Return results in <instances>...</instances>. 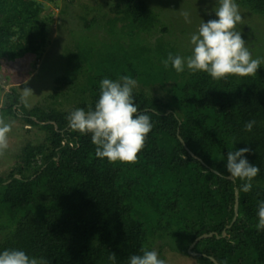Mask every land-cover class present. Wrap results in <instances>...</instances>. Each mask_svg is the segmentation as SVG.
I'll use <instances>...</instances> for the list:
<instances>
[{
    "label": "trees",
    "instance_id": "obj_1",
    "mask_svg": "<svg viewBox=\"0 0 264 264\" xmlns=\"http://www.w3.org/2000/svg\"><path fill=\"white\" fill-rule=\"evenodd\" d=\"M235 1L264 15V0ZM46 6L0 0V61L43 52L54 22ZM115 11L134 31L149 32L156 21L148 0H120ZM106 71H98L85 98L68 109L27 110L15 95L5 103L11 117L19 106L22 122L38 129L40 140L28 139L11 170L0 174V251L23 250L46 264H129L153 242L188 255L195 238L225 231L195 244L198 264H214L209 257L218 264H264V230L256 228L264 201V65L255 76L223 80L187 71L174 77L178 94L164 102L130 76L137 82L134 103L149 112L153 127L135 163L111 164L95 156L90 134L72 130L67 120L77 108H94L102 79L118 80ZM249 121H255L250 132ZM244 147L248 162L260 168L249 192L225 170L227 152Z\"/></svg>",
    "mask_w": 264,
    "mask_h": 264
},
{
    "label": "rangeland",
    "instance_id": "obj_2",
    "mask_svg": "<svg viewBox=\"0 0 264 264\" xmlns=\"http://www.w3.org/2000/svg\"><path fill=\"white\" fill-rule=\"evenodd\" d=\"M39 1L48 6L45 13L47 15L49 10L54 19L51 26L48 25L49 38L43 52L0 61V119L11 125L8 148L0 155L2 176L14 166L16 156L28 139L32 144L40 140L38 129L28 130L30 126L22 122L21 105L27 110L35 105L68 109L85 98L91 78L103 69L117 79L133 75L144 86L145 94L157 97L159 92L157 98L161 97L163 102L172 100L170 97L177 96L179 86L174 77L185 75L189 70L185 67L183 72L177 73L171 64L165 69L163 61L169 53L187 57L191 52V35L202 22L216 18L218 7V0H148L156 21L151 30L145 32L134 31L117 20L120 15L115 7L120 0ZM237 4L242 22L236 30L241 32L252 57L260 59L263 66L264 15ZM184 13L188 14L187 19ZM163 71L161 79L158 75ZM58 78L61 79L59 85L55 84ZM25 88L31 89L27 95ZM12 95L21 102L13 107L19 111L15 117L7 115L3 109L5 103L13 99ZM163 242H153L150 250H155L165 264H198L195 257L180 254Z\"/></svg>",
    "mask_w": 264,
    "mask_h": 264
},
{
    "label": "clouds",
    "instance_id": "obj_3",
    "mask_svg": "<svg viewBox=\"0 0 264 264\" xmlns=\"http://www.w3.org/2000/svg\"><path fill=\"white\" fill-rule=\"evenodd\" d=\"M187 19L188 14L184 13ZM215 19L202 22L190 37L191 52L187 57L168 54L163 61L165 69L169 64L181 73L185 67L192 73L203 72L213 80L228 77H249L257 75L261 60L253 58L245 40L236 26L242 22L239 5L235 0H218ZM136 80L123 76L118 80L104 78L99 84V98L94 108L86 111L77 108L67 117L72 130L81 135L90 134L95 146V156L108 163H135L137 154L144 148L148 133L152 130L151 117L147 110L141 112L134 103L133 90ZM25 94L31 89L25 88ZM255 121L245 124L251 131ZM11 125L0 119V155L8 148V133ZM248 147L230 150L226 154L225 170L234 180L243 181L242 190L252 189V180L260 168L250 164L245 157ZM215 171V169H213ZM257 230H264V201L258 203ZM142 254L132 255L129 264H165L155 250L142 248ZM109 259L115 261L116 254ZM0 264H46L41 258L29 257L23 250L0 251Z\"/></svg>",
    "mask_w": 264,
    "mask_h": 264
},
{
    "label": "water",
    "instance_id": "obj_4",
    "mask_svg": "<svg viewBox=\"0 0 264 264\" xmlns=\"http://www.w3.org/2000/svg\"><path fill=\"white\" fill-rule=\"evenodd\" d=\"M41 124H47V123H41ZM178 138H179L180 142L183 144L182 139H180V137H178ZM183 146L185 147L184 144H183ZM185 148H186V147H185ZM186 150H187V152H188L189 154H191L190 151H189L187 148H186ZM191 155H192V154H191ZM16 178H19V176H16ZM227 179L233 181V178H231L230 175L227 177ZM7 183H9V181H8ZM237 209H238V190L235 188V189H234V216H233V218H232L231 224L235 221V219H236V217H237ZM231 224H229L226 228H229ZM212 236H215L217 239H219L220 237H224V236H225V231H222L221 236H217L214 232H210V233L203 234V235H201V236L195 238V240H194V241L190 244V246L188 247V249H187V254L190 255V256H192V257H196L197 255H199L198 253H194V252H192V249H193V247L195 246V244H196L199 240H201V239L211 238ZM209 259H210V261L213 262L214 264H218L214 258L209 257Z\"/></svg>",
    "mask_w": 264,
    "mask_h": 264
}]
</instances>
